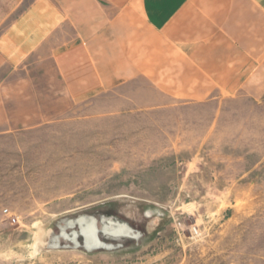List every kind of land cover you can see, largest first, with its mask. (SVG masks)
<instances>
[{
    "label": "rangeland",
    "instance_id": "1",
    "mask_svg": "<svg viewBox=\"0 0 264 264\" xmlns=\"http://www.w3.org/2000/svg\"><path fill=\"white\" fill-rule=\"evenodd\" d=\"M106 100L4 98L0 264H264V104ZM80 216L132 233L87 250Z\"/></svg>",
    "mask_w": 264,
    "mask_h": 264
},
{
    "label": "crops",
    "instance_id": "2",
    "mask_svg": "<svg viewBox=\"0 0 264 264\" xmlns=\"http://www.w3.org/2000/svg\"><path fill=\"white\" fill-rule=\"evenodd\" d=\"M52 88L121 111L264 104V0H0V120Z\"/></svg>",
    "mask_w": 264,
    "mask_h": 264
},
{
    "label": "bare ground",
    "instance_id": "3",
    "mask_svg": "<svg viewBox=\"0 0 264 264\" xmlns=\"http://www.w3.org/2000/svg\"><path fill=\"white\" fill-rule=\"evenodd\" d=\"M76 222H78L81 225L82 232L86 238V245L88 247H94L96 245L101 244L96 238L97 225H96L95 217L80 216L77 220L72 221L71 224L74 225ZM102 229L111 237L126 236L132 233V227L129 224L121 222L120 220L118 221L117 219L112 220L110 218L108 219L104 218ZM65 233L70 237V235L67 232ZM73 236H74V240L76 241V236L75 235ZM106 245L108 247H111L113 244L107 242Z\"/></svg>",
    "mask_w": 264,
    "mask_h": 264
},
{
    "label": "water",
    "instance_id": "4",
    "mask_svg": "<svg viewBox=\"0 0 264 264\" xmlns=\"http://www.w3.org/2000/svg\"><path fill=\"white\" fill-rule=\"evenodd\" d=\"M96 218V217H95ZM103 217L101 218V223L103 224ZM77 224H79L78 222H76ZM96 225H97V230H96V238L97 240L101 243L100 245H96L94 247H88L86 245V238H85V235L83 234L82 232V228H81V225L79 224V227H80V231L79 232H76L75 233V236H76V242H77V245H80V242L78 241V238L81 236L83 238V245L84 247L87 249V250H92V249H97V248H106V249H109V248H112L114 247V245H112L111 247H108L106 245V241L103 239L104 236H109L103 229L102 227L100 228L99 225H98V219L96 218ZM102 234V236H101ZM139 236V235H138Z\"/></svg>",
    "mask_w": 264,
    "mask_h": 264
},
{
    "label": "built area",
    "instance_id": "5",
    "mask_svg": "<svg viewBox=\"0 0 264 264\" xmlns=\"http://www.w3.org/2000/svg\"><path fill=\"white\" fill-rule=\"evenodd\" d=\"M4 212H5V214H6L7 216H9L10 218H12V220H13L14 222L17 221V218H16L15 216H13V214H12L8 209H4ZM194 232H196V229H195V228H194Z\"/></svg>",
    "mask_w": 264,
    "mask_h": 264
}]
</instances>
